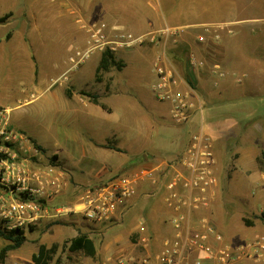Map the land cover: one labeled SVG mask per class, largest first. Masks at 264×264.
<instances>
[{
	"label": "rangeland",
	"instance_id": "374dc122",
	"mask_svg": "<svg viewBox=\"0 0 264 264\" xmlns=\"http://www.w3.org/2000/svg\"><path fill=\"white\" fill-rule=\"evenodd\" d=\"M98 3L99 0H0V17L9 14L0 24V105L12 109L14 127L33 146L41 148L38 156L33 158L38 167L62 172L67 183L58 194L62 199L56 207L51 205V199L48 203L44 201L51 209L50 216L23 230L24 240L20 247L4 253L0 264H33L31 257L40 244L51 250L45 264H149L145 261H150L160 248L156 250L150 244L152 236L141 204L144 195L133 209L127 204L114 219L100 225L87 224L77 215L52 214L66 205L67 196L78 198L92 185L141 167L136 161L141 155L125 162L128 146L122 144L128 131L136 130L135 126H145L147 136L151 128L154 129L149 141L156 144L171 141L177 133L186 137L187 142L201 126L210 136L221 134L230 124L237 123V131L245 124L249 128L259 125L254 119L264 111L261 107L264 105V85L255 91L248 88L235 99H230L229 93L215 95L208 105V100L203 98L205 106L192 115L188 124L182 127L171 122L166 104L156 101L151 92L148 96L140 92V87L150 90L156 79L152 72L149 73L151 58L144 62L136 56L139 51L146 50L145 47L114 54L120 66L107 72L98 71L103 52H95L72 68L69 58L84 48L88 37L85 27L98 23L94 11ZM110 3L117 8L120 29L133 33L145 31L135 25L139 15L134 13L135 8L140 9V0H105L106 5ZM220 84L224 86L225 82ZM82 93L97 95L106 107L104 109L116 111L117 124L113 116L109 117L110 123L102 124L103 130L95 132V127L100 125L93 122L97 118H87L80 113L81 103L77 100L89 101ZM233 101L243 105L231 111ZM99 133L107 135L104 144L98 146L99 149H89L88 140L101 139ZM144 141L149 142L148 138ZM142 146L135 145L133 152L140 154ZM263 152L259 151L256 163L246 175L235 167L236 156L232 155L230 159L228 154L215 153L218 187L209 220L224 240L234 246L264 238ZM103 160L119 166L97 179ZM140 224L145 226L143 232ZM80 229L87 234L94 233L93 229L98 232L96 236L92 235L98 246V253L93 258L67 249L69 240L79 234ZM143 236L148 238L146 248L141 241ZM115 243L122 251H116L110 257ZM8 244L11 242L0 235V249Z\"/></svg>",
	"mask_w": 264,
	"mask_h": 264
},
{
	"label": "built area",
	"instance_id": "2783aa9c",
	"mask_svg": "<svg viewBox=\"0 0 264 264\" xmlns=\"http://www.w3.org/2000/svg\"><path fill=\"white\" fill-rule=\"evenodd\" d=\"M85 29L88 37L84 48L69 58L72 68L95 52L116 54L169 40L174 42L179 33L169 27L133 33L104 24H93ZM198 40L203 41V37L199 36ZM191 63L203 66L193 59ZM151 67L156 78L150 88L153 98L168 106L171 122L181 126L188 124L193 113L201 110L200 106L178 88L172 70L164 63L155 60ZM11 115V108L0 105V231L3 233L26 230L50 216L51 209L44 201L48 203L67 186L62 172L38 167L33 160L38 156V149L14 127ZM216 167L212 138L201 126L190 135L179 156L165 166H141L92 185L80 196V209L66 211L62 207L52 216L71 212L79 214L88 224L100 225L114 219L137 195L154 194L160 197L168 211L172 233L146 263L264 264V238L234 246L224 240L209 220L218 187ZM144 229L140 224V231ZM141 241L146 248L148 238L143 236Z\"/></svg>",
	"mask_w": 264,
	"mask_h": 264
},
{
	"label": "crops",
	"instance_id": "0c3cea01",
	"mask_svg": "<svg viewBox=\"0 0 264 264\" xmlns=\"http://www.w3.org/2000/svg\"><path fill=\"white\" fill-rule=\"evenodd\" d=\"M135 9L137 11L134 14L138 13L139 15L135 25L141 26L145 31L149 28L162 27L178 30L179 33L174 42L169 40L167 43L145 46L146 50L139 51L136 56L144 62L146 58L148 61L151 58L152 62L159 60L170 68L178 88L188 93L197 107L205 106L203 98L208 100V105L209 99L215 95L229 93L232 96L230 99H235L246 92L248 88L255 91L264 85V0H140V9ZM116 10L117 8L112 3L106 5L105 0H99L94 8L98 22L95 24L118 26ZM199 36L203 37V41L198 40ZM192 59L201 62L203 66L193 65ZM150 72H152V67L149 69ZM221 81L225 82L224 86H221ZM140 92L142 95L148 96L150 90L140 87ZM77 101L81 103L80 113L87 118H97L96 120L93 119V122L101 126L95 127V132L97 130L102 131V124L110 123L112 116L115 124H117L116 111L103 109L83 98H79ZM241 103L238 101L231 102V111H233L232 108L243 105ZM197 112H194L193 115ZM255 120L259 124L256 128H249L245 124L240 128L241 130L237 131V123H235L230 124L221 134L210 135L216 155L221 152L222 156L228 154L230 159L232 155L233 157L236 156L234 165L239 170H243L245 175L256 163V156L259 151H264V111L259 113ZM239 121L243 123L242 118ZM135 127L136 130L135 128L130 129L124 136V142H122L123 145L128 146L125 162H131L135 156L141 155L136 158V161L141 164L140 166L162 167L171 158L179 156L186 144L184 143L186 137L182 138L178 133L172 136L171 141L168 140L164 143L159 141L155 144L152 140L149 141L154 129L151 128L150 135L147 136L145 126ZM99 136L101 139L95 138L93 142L88 140L89 149H99L98 146L104 144L107 135L99 133ZM147 138L148 144L144 141ZM248 140H250L249 143ZM139 144L143 145L142 151L140 154L134 153V146ZM127 156H129L130 161H128ZM118 166L116 163L111 164L103 160L97 173V179L108 175L109 170L118 169ZM59 196H52L51 200H61L62 198L59 199ZM67 197V203L63 206L66 211L81 208L80 197ZM140 197L144 198L142 194H139L127 203L132 206L130 209L139 203ZM142 200L141 204L145 211L148 231L152 236L150 244L158 250L161 248L164 239L170 237L172 233L168 222V211L158 195L156 197L153 195L145 196ZM68 215H77L82 219L79 214L69 212ZM132 231L136 232V230ZM79 232L87 234L82 229ZM92 232L94 233L87 235L92 239L98 253L97 240L92 238V235L96 236L98 232L95 233V229ZM116 251L117 253L122 251V247L116 246L115 243L112 253L110 252V257Z\"/></svg>",
	"mask_w": 264,
	"mask_h": 264
},
{
	"label": "trees",
	"instance_id": "16d2710c",
	"mask_svg": "<svg viewBox=\"0 0 264 264\" xmlns=\"http://www.w3.org/2000/svg\"><path fill=\"white\" fill-rule=\"evenodd\" d=\"M9 17V14H6L4 16L0 17V24H3ZM118 62L115 61L114 54L105 51L101 54L100 58V64L98 67V71L100 72H107L112 67H118ZM120 66V65H119ZM68 96H70V93H67ZM84 96L89 98V101H91L95 105L101 106L103 109L106 108L103 104H101L98 100L97 95H91V94H85L82 93ZM38 150H41L39 146H36ZM60 200H52L51 205L53 207H56L58 205V202ZM23 230H16L10 233H3L0 231V235L5 236L7 240L11 242V244H8L0 249V258L3 257L4 253H6L9 250H14L20 247L22 244L24 237L22 236ZM67 249L71 253L75 252H81L84 256L93 258L96 255V248L95 245L88 237L87 234L80 233L77 236L73 237L69 240ZM51 253V250L47 248L44 244H40L37 248V252L34 253L31 257L33 264H45L49 258V255Z\"/></svg>",
	"mask_w": 264,
	"mask_h": 264
}]
</instances>
